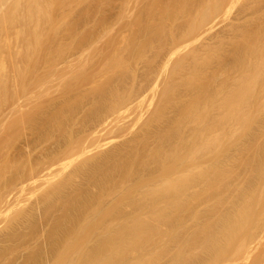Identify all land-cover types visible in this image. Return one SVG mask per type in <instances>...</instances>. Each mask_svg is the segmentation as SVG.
I'll return each instance as SVG.
<instances>
[{
	"label": "bare ground",
	"instance_id": "bare-ground-1",
	"mask_svg": "<svg viewBox=\"0 0 264 264\" xmlns=\"http://www.w3.org/2000/svg\"><path fill=\"white\" fill-rule=\"evenodd\" d=\"M225 1L147 0L146 21L125 24L131 35L125 27L119 47L114 38L95 46L94 31V39L81 30L79 39H60L47 0H0V41L25 43L9 67L0 60L8 68L0 69V120L17 115L59 135L34 161L30 136L24 151L0 140V264H264V0H244L223 35L190 45L209 34ZM62 81L72 98L60 91L64 100H47L51 113L41 102L29 109L35 87L46 84V95ZM87 99L93 107L80 109L82 123L70 131ZM43 112L49 127L34 117ZM136 122L125 142L87 156L92 140L113 128L126 135ZM66 159L76 163L59 174ZM38 181L46 186L34 202L21 203Z\"/></svg>",
	"mask_w": 264,
	"mask_h": 264
},
{
	"label": "rangeland",
	"instance_id": "rangeland-1",
	"mask_svg": "<svg viewBox=\"0 0 264 264\" xmlns=\"http://www.w3.org/2000/svg\"><path fill=\"white\" fill-rule=\"evenodd\" d=\"M96 1V2H95ZM98 1H100V0H93V3H95V5L94 4H92V0H47V2L48 3H50L51 4V7L49 8V14H50V18H51V20L53 19V21H54V23L56 22V20H57V24H58V36H64V38L63 37H60V39H79V37L80 36H85V34L88 36V34L87 33H91V31H94V32H92V35H97L98 34V36H96V37H98V39H99V42L100 43H98V45L96 44L95 46H101L100 44H105V43H108V39H111V38H114V40L112 39V40H109V42L110 41H114L113 43H115V41L117 40H119L120 41V38L121 37H123V38H121V39H127L128 37H130V32H129V26H125V24L126 25H130V24H134V23H136V22H144V21H146L145 19H144V12L143 11H141V8L142 9H144V7H146L147 6V0H142L141 2H139L138 0H103V1H100L101 3H99ZM118 1H119V3H121V4H123L122 6H121V8L123 9V10H121L120 9V6L119 5H121V4H119L118 3ZM108 3V2H111L110 4H106V3ZM125 4H124V3ZM227 2V0L224 2V3H226ZM230 2H232V3H230ZM235 2L237 3V4H235ZM238 2H239V4H238ZM244 2V0H234V2H233V0L232 1H230V0H228V2L226 3V5L227 4H229L227 7L223 4V8H221L220 10H222V9H224V6L226 7L225 9H227V10H225L224 9V11L221 13V11H219V13H220V15H219V18L217 17H215L214 19H215V22H213L212 21V23H213V26H212V28H211V30H208V31H210L209 32V34L208 35H206V36H203V35H201V36H203V37H200L199 36V38L197 37L196 38V40H194V41H196L197 43H193V42H191V44L190 45H193L194 47H196V45L198 46L202 41V43L204 44V41H206V42H209L210 41V39H215L216 38V36H219V34H221V35H223L225 32H224V30L226 31L227 29H225V28H227V27H225V24L226 25H229L228 23L229 22H233V21H235V16L237 17V14H238V11H239V9H238V7H240L241 5H242V3ZM88 3V4H87ZM117 3V4H116ZM140 3H141V5H140ZM146 3V4H145ZM262 3H264V1H262L261 3H259V5L257 6V9H259V10H263L264 11V6L262 5ZM91 6H90V5ZM112 4V5H111ZM119 4V5H118ZM235 4V5H234ZM87 5H88V8H87ZM96 5H100L99 7H97ZM109 5V6H108ZM139 5V6H138ZM142 5H145L144 7L142 6ZM262 5V9H261V7L259 8V6H261ZM60 6H61V8H60ZM102 6V7H101ZM112 6V8H114V9H112V8H110ZM114 6V7H113ZM90 7H96L95 9H97V10H95L94 8L93 9H91ZM108 7L110 8V10L108 9ZM119 7V8H118ZM77 8V9H76ZM86 8H87V10H86ZM105 8H106V10H105ZM55 9H56V11H55ZM91 9V11L92 10H95V12L94 11H92L93 13H91L90 11H88V10H90ZM108 9V10H107ZM118 9H120V10H118ZM4 10H5V8H4ZM84 12L85 13V15L87 14V12H89V13H91L92 15H86V17H89L88 19L85 17V15H83V13L81 12ZM83 10H85V11H83ZM105 10V11H104ZM115 12H114V11ZM118 10V11H117ZM138 10V11H137ZM145 10V9H144ZM258 10V11H259ZM77 11V12H76ZM78 11H80L81 12V14H80V16L81 15H83V16H79L78 14L80 13V12H78ZM87 11V12H86ZM106 11H112V12H114L113 14L110 12V14H112V16H111V18H110V14H108L109 12H107V14H104ZM124 11V12H123ZM141 11V12H140ZM146 11V10H145ZM66 12H67V14H66ZM72 12V13H71ZM120 13V14H117V13ZM121 12H123V17H122V13ZM70 14V16H69V14ZM99 13V14H98ZM258 13H260V11L258 12ZM261 13H262V11H261ZM72 14H73V16H72ZM95 14V15H94ZM118 15V16H116L115 18H117V19H115L114 20V15ZM234 14H235V16H234ZM67 16L66 18L64 17V16ZM76 15L77 16H79V18L78 17H76ZM106 15H107V17H106ZM120 15H121V17H120ZM217 15V16H218ZM93 16V17H92ZM129 16V17H128ZM154 16H157V15H153V19H157V17H154ZM82 17H84V18H82ZM92 17V18H91ZM103 17H105L106 19H104ZM125 17H126V19H125ZM135 17V18H134ZM139 17V18H138ZM59 18V19H58ZM70 18V19H69ZM74 18H75V20H74ZM76 18H78L80 21H78ZM91 18V20L92 21H90L89 19ZM95 18V19H94ZM110 18V21L108 20ZM128 18V19H127ZM130 18V19H129ZM234 18V19H233ZM55 19V20H54ZM66 19V20H65ZM84 19V20H83ZM213 19V20H214ZM259 19H261V18H259ZM64 20H65V22H64ZM72 20V21H71ZM88 20V26H86L87 25V23H86V21ZM103 20H106L105 21V23H104V21ZM131 20V21H130ZM138 20V21H137ZM140 20H142V21H140ZM75 21H77V22H79L80 24L78 25V23L77 22H75ZM82 21H84V22H82ZM167 21H169V20H167ZM178 21L179 20H177L176 22L175 21H170V23H166V25L167 24H170L169 26H179V25H176V23H178ZM181 21V20H180ZM183 21H185V20H183L182 19V23H183ZM82 22V23H81ZM104 24H103V23ZM129 22V23H128ZM133 22V23H132ZM68 23H77V24H73V26L71 27V30L69 31V29H67L66 31H65V26H67V24ZM84 23V24H83ZM112 23V24H111ZM128 23V24H127ZM173 23V24H172ZM82 24V25H81ZM103 24V25H102ZM184 24V23H183ZM102 25V26H101ZM165 25V26H166ZM64 26V27H63ZM85 26V27H84ZM98 26V27H97ZM169 26H166L165 28H166V30L168 29V30H170L168 27ZM172 26V28H175V27H173ZM77 27V28H76ZM79 27V28H78ZM82 27V28H81ZM125 27H127L126 29L128 30L127 31V35H128V37H127V35H126V38H124L125 37V32H126V29H125ZM67 28V27H66ZM83 28H84V30H83ZM107 28V29H106ZM224 28V29H223ZM64 29V30H63ZM101 29V30H100ZM123 29V30H122ZM63 30V31H62ZM82 31V32H80V33H83V35L82 34H80L79 33V31ZM89 30V31H88ZM96 30H99L98 32L96 31ZM103 30V31H102ZM106 30V32H105V34H104V31ZM121 30V31H120ZM76 33H75V32ZM101 31V32H100ZM124 32V33H121V32ZM224 33H223V32ZM63 32V33H62ZM69 32H70V34H69ZM96 32V33H95ZM223 34H222V33ZM95 33V34H94ZM103 36V38H102V36L100 35V34ZM103 33V34H102ZM218 33V34H217ZM80 34V35H79ZM116 34V36H114ZM120 34H122L123 36H119ZM78 36V37H76V36ZM215 35V36H214ZM91 36V34L88 36V38H90V39H94V36L93 37H90ZM214 36V37H213ZM13 38H15V36H12ZM11 37V38H12ZM71 37V38H70ZM74 37V38H73ZM95 37V38H96ZM120 37V38H119ZM12 38V40H10V42H6V44L8 45L9 43H11L12 42V44H11V46H10V48H8V50H7V48L6 47H8L6 44H5V42H2V41H4V40H2V39H0V40H2V41H0V42H2V45H1V47H0V49H2L0 52H2V53H0V54H2L3 55V57L5 58V59H3L2 57H1V55H0V60H1V62L4 60V61H6V62H4L5 63V66H7L8 65V67H9V65H10V59L8 58V57H11V55H12V57H14V54L16 55V50H17V52H18V50L20 51L21 49L22 50H24V45H25V43L23 42V41H20V40H24V39H13ZM101 38V39H100ZM208 38H209V40H208ZM97 39V38H96ZM103 39H106V40H103ZM191 39V38H190ZM194 39H195V37H194ZM197 39H198V41H197ZM199 39H201L200 41H199ZM203 39H205V40H203ZM7 39H5V41H6ZM19 40V42L17 43V45H16V43H14L13 44V42L14 41H18ZM101 40H103V41H101ZM182 40V39H181ZM107 41V42H106ZM116 41V45H118L119 44V41L117 42ZM19 43H22V45H21V49L19 48L20 46V44ZM118 43V44H117ZM123 42H121L120 44H122ZM24 44V45H23ZM102 44V45H103ZM6 45V46H5ZM14 45H16V46H14ZM122 45H124V44H122ZM5 46V47H4ZM13 46L14 47H16V49L14 48V50H15V52H13L14 50H13ZM22 46H24V47H22ZM119 47H123V46H121V45H118ZM192 46V47H193ZM201 46V45H200ZM17 47L19 48V49H17ZM3 48L5 49V51H7L6 53H7V56H5L6 55V53L5 54H3L5 51L3 50ZM9 49H10V51H9ZM4 51V52H3ZM91 51V50H90ZM11 53L10 55L8 54V53ZM21 52V51H20ZM12 57H11V59H12ZM7 59L9 60V61H7ZM7 62H9V63H7ZM163 62V61H162ZM171 62V61H170ZM4 63H0V66H1V71H2V69L4 70V69H6L5 68V66L3 65ZM3 65V66H2ZM138 66H140V65H138ZM2 67H4V68H2ZM8 69V68H7ZM7 69L6 70H4L3 72H5V71H7ZM137 72L136 73H140V71H142L141 70V66L140 67H138L137 68ZM140 70V71H139ZM0 71V73L2 74L3 72H1ZM0 74V75H1ZM99 78H101V77H99ZM57 82V81H56ZM56 82H52V83H56ZM64 81H62V82H60V86L58 85H56V86H51V88L52 87H56V89H54V88H48V89H50V90H48L47 92L50 94L51 93V96H49V95H45V89H43L42 90V87L44 88H47V86H46V84L43 86L42 85V87L40 88H38L37 87V89H36V87H35V85H33L32 86V83H30L31 84V86H29L28 87V90H33L34 91V87H35V97L33 96V97H31V101L28 99V101H30V103H32V105L30 104V105H28V107H30L29 109H31L33 106H35L36 104L35 103H40L41 102V104L42 105H44L45 107H47L46 109L45 108H43L44 109V111H46L45 113H48V111H49V113H51V111H52V107H53V105H55L56 104V102L58 103L60 100V98H58L59 96H60V94L64 91V93H65V97H64V95H63V93H62V99H63V97H64V99H69V98H72L73 97V95L75 94V93H71L72 91H70V93H69V91L67 92H65V89H63V91H62V89H60V87L61 88H65V86H64V83H63ZM63 83V84H62ZM51 84V83H50ZM36 86H38V85H36ZM63 86V87H62ZM33 88V89H32ZM38 89H41V90H38ZM53 90H56L55 92H57V91H59V92H57V93H55ZM37 91H39V92H42L43 91V93H41L40 95H38V97H37ZM60 91H62V92H60ZM52 92H54V93H52ZM34 93V92H33ZM32 93V94H33ZM67 93H69V95L67 94ZM42 95H45V97L46 96H49L48 98L46 97V99H44L45 97H42ZM53 95L55 96V97H57V99L55 100V104L53 103V105L49 102V101H47V100H50V98H53ZM57 95V96H56ZM71 95V96H70ZM67 96H68V98H67ZM40 97H42L41 99H40ZM30 98V97H29ZM32 98L35 100L36 98L38 99L39 98V101H32ZM63 99V100H64ZM58 100V101H57ZM62 100V101H63ZM88 101H86L85 100V102L86 103H88V104H86L84 101V103L82 102L78 107H79V110H77L76 109V114H77V112H78V114H80L81 112H82V115L80 114L79 116H78V118L76 117L77 115H75V117L74 116H72L73 115V113L74 112H72V114H70V118H71V116L73 117L72 118V121L74 122H70V123H73V125L72 124H70V126H69V124H67L66 125V122H64V124L66 125V126H69L68 127V129L69 128H72L74 125H75V127H76V125H78V127H80V124L82 123V121H80L83 117V115L86 113V112H84V110L86 109V108H84V107H87V108H92L93 106H92V102H90L92 99H87ZM48 102V104H47V102ZM0 102H1V100H0ZM45 102V103H44ZM39 103L37 104V105H39ZM50 105H52V106H50ZM59 105V104H58ZM0 106H1V104H0ZM50 106V107H49ZM82 106V107H81ZM92 106V107H91ZM52 108V109H51ZM83 109L84 108V110H80V109ZM28 109V110H29ZM28 110H27V112H28ZM86 110H88V109H86ZM85 110V111H86ZM29 111H31V110H29ZM33 111V110H32ZM84 112V113H83ZM44 112L43 113H34L35 115H34V117L36 116L38 119H36L37 121H39L40 119H41V122L45 125H43V127H46L47 125V127H49L54 121L52 120V119H50V120H52V123H50V122H45L46 120H45V114ZM39 114H41V116L39 115ZM42 114H43V116H42ZM75 114V113H74ZM125 114H127V113H125ZM8 116H10V115H4V117H2V119L0 120L1 121V124H2V120L5 118V120H4V122H6L5 124L7 125V121L6 120H9L10 119V117H14V116H10L9 118H7ZM17 116V115H16ZM16 116L14 117V119L12 118V119H10L11 121L13 120H16ZM43 117V118H40V117ZM33 117V118H34ZM82 117V118H81ZM124 117V116H123ZM125 117H126V115H125ZM18 118V117H17ZM40 118V119H39ZM77 118V119H76ZM61 119V118H60ZM74 119V120H73ZM76 119V120H75ZM79 119V122L77 123V120ZM124 119H128V118H124ZM42 120H44V122L42 121ZM57 120V119H56ZM55 120V121H56ZM71 120V119H70ZM11 122L10 123V121H9V126L11 127H9V129H7V127H6V125H3L4 124V122H3V124L1 125L0 124V127L1 128H3V131L4 132H2V134H1V132H0V134H1V136H0V140H4V147H5V150H7L6 149V146L9 148V146L11 145V143L13 142L14 144H13V147L12 146H10V148L12 147V149L11 150H13L12 152H14V151H16V150H19V148H20V150L22 149V151H24L25 149H26V147H25V149H24V141L25 140H28L29 141V143H31V142H33V143H31L30 144V147H29V149H26L25 151H27V150H33L32 152L30 151V153H31V155L32 156H30L31 158V160L32 161H34V160H36V158L38 159L39 157H41L40 156V154L42 153L41 151H42V149L44 148V149H49V148H54L55 147V145H54V142L56 143V141H57V139L59 138L58 136V132H57V130H49V131H40L39 132V130H35L34 128H31V125H29L30 123H27V121H26V123H25V121L23 122V124H22V122H18L19 121V119H17L16 121H17V125H15L16 123H15V121L14 122ZM21 121V120H20ZM15 123V124H14ZM39 123V122H38ZM50 125H49V124ZM63 124V123H62ZM14 125L16 126V127H14ZM29 125V126H28ZM65 125H63V126H65ZM22 126V127H21ZM72 126V127H71ZM139 122H136V124L135 125H133V127H132V129H131V131L132 132H130V133H128V134H126V135H123V136H118L119 135V133L118 132H116V130L113 128V129H110V130H108V131H106L102 136H100V137H98L97 139H94V140H92L91 141V148H93L92 149V151H90V153L87 155L88 157H90L89 155L91 154H94V155H96L95 153H97L98 154V151L99 150H101V152L102 151H110L111 149H113V146L114 147H116V146H118L119 144H121L122 142H125L129 137H131L133 134H135V132H138V129H139ZM4 127H6V128H4ZM14 127V129H12ZM18 127H20V128H18ZM23 127H24V129H23ZM75 127H74V129L72 128V130H70V131H75L76 129H75ZM77 127V128H78ZM16 128V129H15ZM26 128H28V129H26ZM138 128V129H137ZM6 129V130H5ZM12 129V130H11ZM26 129V130H25ZM30 129V130H29ZM2 129H0V131H1ZM9 130H11L10 132H9ZM14 130V131H13ZM33 130H34V132H33ZM5 131H7L6 133H5ZM15 131H17V132H15ZM69 131V132H70ZM135 131V132H134ZM12 132V133H11ZM15 132V133H14ZM23 132H25L24 134H23ZM56 134H55V133ZM3 133H5V138H2L3 136L2 135H4ZM8 133H10L9 135H8ZM42 133V134H41ZM49 134L50 136H48V135H46V134ZM133 133V134H132ZM41 134V135H40ZM46 136H48V138L47 137H45V135ZM60 134V133H59ZM6 135L7 136H9V137H6ZM16 136V137H15ZM22 136V137H21ZM30 136V137H29ZM33 136V137H32ZM53 136V137H52ZM55 136V137H54ZM29 137V138H28ZM7 138H9L8 140H7ZM12 138L14 139V140H12ZM16 138V139H15ZM19 138V139H18ZM28 138V139H27ZM34 138V139H33ZM5 139H6V141H5ZM11 139V140H10ZM48 139V140H47ZM31 140V141H30ZM44 140V144L42 143V141ZM46 140V141H45ZM50 140V141H49ZM60 140V139H59ZM15 141V142H14ZM38 141V142H37ZM40 141V142H39ZM112 141V142H111ZM10 144H9V143ZM46 142H48V143H46ZM51 142V143H50ZM3 143V142H2ZM9 144V145H7V144ZM103 143H106V144H103ZM22 144V145H21ZM49 144V145H48ZM99 144H103L102 146H99ZM118 144V145H117ZM36 145V146H35ZM41 146V147H40ZM51 146V147H50ZM38 148V149H37ZM24 149V150H23ZM37 149V150H36ZM28 151V152H29ZM35 151V152H34ZM36 153V154H34V153ZM41 152V153H40ZM33 153V154H32ZM24 159H26V156H24L23 157V159H21L22 160V162H24L25 160ZM67 163H66V162ZM65 161H63V165L62 164H60L58 167L59 168H62L63 169V167L64 168H66V169H61L62 171H60V173L59 174H62L61 172H63L64 174H66L65 172H69V170H71L72 169V164L73 163H76V161H70V160H68L67 161V159L65 160ZM69 162V163H68ZM67 164V165H66ZM58 168V169H59ZM70 168V169H69ZM58 174V175H59ZM40 181H38L37 183L35 182L33 185H31L30 187L28 186V187H26L25 188V190L23 191V192H21V195H19L18 197H20V199H18L19 201L21 200V203H23V204H26V202H27V204H31V203H33L34 202V200L37 198V195H36V193L37 194H39L38 192H40L41 191V189H43V187H45L46 186V184H43V185H41L40 187H38V185L37 184H41L42 182H40ZM44 183V182H43ZM32 186H35V188L34 187H32ZM36 187H38L37 189H36ZM41 188V189H40ZM40 191H39V190ZM38 190V191H37ZM23 201V202H22ZM33 201V202H32ZM29 202V203H28ZM26 204V205H27ZM40 221V220H39ZM38 225H39V222H38ZM40 228H42V225L40 226ZM38 243V245L37 246H43V244L41 243V245H39V243H40V239H39V241L37 242ZM35 246H36V244H35Z\"/></svg>",
	"mask_w": 264,
	"mask_h": 264
}]
</instances>
